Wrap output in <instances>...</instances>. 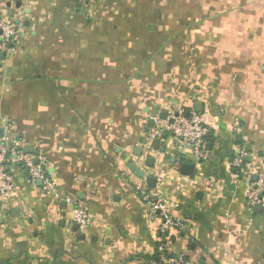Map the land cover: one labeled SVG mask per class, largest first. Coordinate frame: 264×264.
Segmentation results:
<instances>
[{
	"label": "crops",
	"instance_id": "0c3cea01",
	"mask_svg": "<svg viewBox=\"0 0 264 264\" xmlns=\"http://www.w3.org/2000/svg\"><path fill=\"white\" fill-rule=\"evenodd\" d=\"M78 1L0 0V18L19 28L0 52V139L42 157L72 201L10 168L0 264H147L159 242L190 264H264V211L245 197L264 169V0ZM169 107L206 117V153L196 161L161 132L177 150L150 167L145 131ZM237 149L250 159L240 178L229 166ZM128 177H153L148 188L185 230L160 236Z\"/></svg>",
	"mask_w": 264,
	"mask_h": 264
},
{
	"label": "built area",
	"instance_id": "2783aa9c",
	"mask_svg": "<svg viewBox=\"0 0 264 264\" xmlns=\"http://www.w3.org/2000/svg\"><path fill=\"white\" fill-rule=\"evenodd\" d=\"M95 0H79L81 5H87ZM19 37V28L13 20L0 18V52L6 51L8 46ZM164 120H157L150 132V137H159L161 132L174 135L183 144L188 145L191 155L200 161L206 153V142L211 135V127L204 115L193 111V108L169 107ZM10 125H6L9 127ZM247 153L244 149H237L229 166L235 178H240L245 170ZM21 168L32 184L40 183L44 195H53L55 198L71 205L68 196H60L56 190L54 179L47 172L44 159L36 155L24 154L16 140L9 145L0 139V195H7L13 189L10 168ZM254 180H250L246 188V205L248 209H261L264 211V169L258 167L253 173ZM127 183L134 194L144 203L148 210L150 220H158L160 236L165 233L178 234L185 230L184 224L173 216V205L159 193L148 188L146 183L136 182L130 177ZM73 222L79 229L90 225V218L80 208L72 209ZM135 264H144L137 262ZM147 264H190L182 254L170 251L165 243L159 242L153 251V257ZM224 264H228L227 262Z\"/></svg>",
	"mask_w": 264,
	"mask_h": 264
},
{
	"label": "water",
	"instance_id": "95a60500",
	"mask_svg": "<svg viewBox=\"0 0 264 264\" xmlns=\"http://www.w3.org/2000/svg\"><path fill=\"white\" fill-rule=\"evenodd\" d=\"M158 110V109H157ZM156 110V111H157ZM197 112H200V111H197ZM167 115V112L166 110L163 111L162 113V116L159 120H164L165 117ZM155 122H156V114L153 113L151 115V119L149 121V127L146 129L145 131V134L146 135H149V137L145 138V142L148 144V149H150V151H153V152H157V159H155L154 157L153 158H149L148 160V163H149V166L150 167H153L154 165H156L155 163H157V165L160 163V166H165L167 164V156L165 155V152H175L177 149H176V145L173 144V143H170L169 140H167V135H163L161 137H154V138H151L150 137V132H151V129H153L155 127ZM2 133V131H0V134ZM169 137L171 138H175L174 135H170ZM237 142L240 141V137L237 135L236 138ZM161 140H164L165 142L160 146V143H161ZM144 142L143 139H141L140 143ZM188 146V145H187ZM26 153L30 154V151H28V149H25ZM248 150V149H247ZM140 151V154L142 153V150H139ZM139 154V155H140ZM183 159V158H181ZM246 162H249L250 159L249 157H246L245 159ZM171 165H174L176 164V159H174L173 161H171ZM184 168H188L186 165H181L179 167V171L182 172V170ZM191 168H194V166H192ZM130 172L132 174L136 173L138 175L139 178H143L144 177V172L143 171H136V168L134 167V165H129V168ZM25 173V172H24ZM147 184L150 188H154L155 187V182L156 180L153 178V177H147ZM252 180H254V177L252 178ZM61 206H65L64 203H62ZM259 211H261V209L257 208ZM168 233H165L163 234V236L165 237H168ZM182 235V234H181ZM170 239L171 240H174V237L173 236H170Z\"/></svg>",
	"mask_w": 264,
	"mask_h": 264
},
{
	"label": "flooded vegetation",
	"instance_id": "af4514ba",
	"mask_svg": "<svg viewBox=\"0 0 264 264\" xmlns=\"http://www.w3.org/2000/svg\"><path fill=\"white\" fill-rule=\"evenodd\" d=\"M78 4H79L80 6H83V5H81V4H80V2H79V1H78Z\"/></svg>",
	"mask_w": 264,
	"mask_h": 264
}]
</instances>
